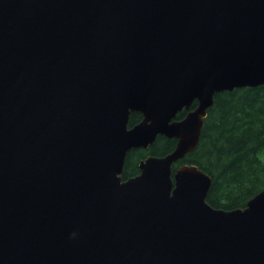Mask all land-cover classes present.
<instances>
[{"label": "water", "instance_id": "water-1", "mask_svg": "<svg viewBox=\"0 0 264 264\" xmlns=\"http://www.w3.org/2000/svg\"><path fill=\"white\" fill-rule=\"evenodd\" d=\"M263 83L264 0H0V264H264V188L215 208L172 169L216 93Z\"/></svg>", "mask_w": 264, "mask_h": 264}, {"label": "trees", "instance_id": "trees-1", "mask_svg": "<svg viewBox=\"0 0 264 264\" xmlns=\"http://www.w3.org/2000/svg\"><path fill=\"white\" fill-rule=\"evenodd\" d=\"M196 105L194 101L191 105ZM185 111L178 113L182 118ZM141 119L131 112L129 125ZM174 138L158 135L146 149L127 152L122 177L139 173L147 155L162 156L175 146ZM194 164L211 177L206 201L215 208L243 207L264 188V83L214 95L207 110L197 146L173 164Z\"/></svg>", "mask_w": 264, "mask_h": 264}]
</instances>
